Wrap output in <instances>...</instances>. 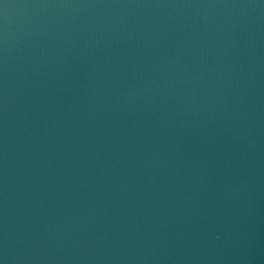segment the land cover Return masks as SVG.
I'll list each match as a JSON object with an SVG mask.
<instances>
[{"label": "water", "instance_id": "1", "mask_svg": "<svg viewBox=\"0 0 264 264\" xmlns=\"http://www.w3.org/2000/svg\"><path fill=\"white\" fill-rule=\"evenodd\" d=\"M0 264H264V0H0Z\"/></svg>", "mask_w": 264, "mask_h": 264}]
</instances>
